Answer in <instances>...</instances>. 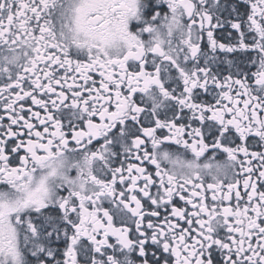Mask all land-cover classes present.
Returning a JSON list of instances; mask_svg holds the SVG:
<instances>
[{
	"label": "snow or ice",
	"instance_id": "1",
	"mask_svg": "<svg viewBox=\"0 0 264 264\" xmlns=\"http://www.w3.org/2000/svg\"><path fill=\"white\" fill-rule=\"evenodd\" d=\"M0 108V264H264V0H0Z\"/></svg>",
	"mask_w": 264,
	"mask_h": 264
},
{
	"label": "flooded vegetation",
	"instance_id": "2",
	"mask_svg": "<svg viewBox=\"0 0 264 264\" xmlns=\"http://www.w3.org/2000/svg\"><path fill=\"white\" fill-rule=\"evenodd\" d=\"M165 8H166V6H165ZM228 34H229V29L227 28V27H225L224 29H218L216 32H215V37L218 39V41L219 42H225V43H228V42H230L229 40H228ZM236 36H237V34L235 33V32H232V37H233V40L231 41V42H234L235 41V38H236ZM204 43H205V45L207 44V38H206V33H205V40H204ZM217 55L220 57V59L221 60H223V59H225L226 57H225V55L223 54V53H217ZM235 58H237V59H239L240 58V54H237V56L235 57ZM220 68H221V70H222V73H223V75H227L228 74V66L226 65V64H221L220 65ZM235 69H233V71H234ZM251 71H255V68H252L251 69ZM61 75H63V73L61 72L60 73ZM94 75V78L95 79H97V80H99V76H98V74H93ZM137 99H139V94H137V97H136ZM202 99H208V100H211V97L210 96H208V97H201ZM29 104H30V101H29ZM34 110H36V109H34ZM0 115H2V108H0ZM4 123H7V118L5 117V120L3 121ZM134 155H135V153H133V157H134ZM221 161H223L224 159H225V157L224 156H220V157H218ZM128 162L129 163H138L137 161H135L134 159H132V158H130L129 160H128ZM127 166V164H125V167ZM145 166H147V167H152V166H150V165H145ZM71 175H75V171L73 170L72 172H71ZM117 191H119V187L117 188ZM64 194H66V193H64ZM209 195V199L211 198V194L209 193L208 194ZM103 206L104 207H110V205H109V203L107 202V201H104L103 202ZM188 210L189 211H191V206L189 205L188 206ZM117 226H119V223L117 222ZM62 247V246H61Z\"/></svg>",
	"mask_w": 264,
	"mask_h": 264
}]
</instances>
